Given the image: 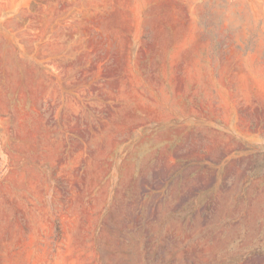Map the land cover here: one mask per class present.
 <instances>
[{
	"label": "rangeland",
	"instance_id": "obj_1",
	"mask_svg": "<svg viewBox=\"0 0 264 264\" xmlns=\"http://www.w3.org/2000/svg\"><path fill=\"white\" fill-rule=\"evenodd\" d=\"M0 264H264V0H0Z\"/></svg>",
	"mask_w": 264,
	"mask_h": 264
}]
</instances>
